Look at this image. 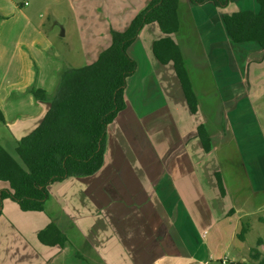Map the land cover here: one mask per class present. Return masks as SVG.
I'll return each mask as SVG.
<instances>
[{"label":"crops","instance_id":"crops-1","mask_svg":"<svg viewBox=\"0 0 264 264\" xmlns=\"http://www.w3.org/2000/svg\"><path fill=\"white\" fill-rule=\"evenodd\" d=\"M149 1L131 4L130 16L124 13L116 21L128 25ZM26 2L0 0L1 103L21 100L9 93L19 85V60L28 76L32 71L24 48L32 44L4 37L19 28L18 35L41 32ZM244 9L259 11L260 5L257 0H233L225 7L179 0L180 25L171 35L181 48L198 98L196 113L189 108L173 63L164 64L154 54L153 43L163 36L159 24L144 25L128 48L137 68L127 79V105L109 125L103 166L91 176L52 183L44 211H25L5 199L0 264H245L239 258L245 238L237 236L241 217L230 235H222L219 250L214 249L215 235L223 232L211 235L219 222L243 209L237 210L230 200L235 196L227 178L231 162L222 156L227 154L226 139L238 152L236 163L253 182L249 188L264 189V50L255 41L234 42L223 20ZM22 84L26 89L29 80ZM206 88L215 89L211 96L216 103H206ZM22 94L34 111L13 123L18 138L42 121L50 105L31 92ZM200 124L211 136L208 151L195 134ZM6 186L0 184V189ZM52 224L57 229L46 233ZM253 228L251 224L249 230ZM56 232L65 239H53ZM259 248L264 252V242Z\"/></svg>","mask_w":264,"mask_h":264},{"label":"trees","instance_id":"trees-1","mask_svg":"<svg viewBox=\"0 0 264 264\" xmlns=\"http://www.w3.org/2000/svg\"><path fill=\"white\" fill-rule=\"evenodd\" d=\"M191 1L195 4L212 1L225 7L233 0ZM257 1L259 11L237 10L225 15L223 20L234 42L255 41L264 50V0ZM178 4L179 0H150L134 16L128 28L112 31L111 44L95 61L80 67H64L59 72L53 96L41 87L27 88L36 100L49 101L50 105L42 121L17 138L19 159L0 145V182L7 184L0 189V215L7 198L17 202L22 210L44 211L52 183L70 177L91 176L103 166L109 125L127 105V79L137 68V61L128 48L144 25L159 24L163 36L154 41V54L164 64L173 63L190 110L198 111V98L181 48L171 35L180 25ZM0 119L5 121L2 110ZM195 134L206 151L212 148L211 136L203 124L198 126ZM216 177L223 191L222 179L218 174ZM54 229L57 227L52 224L46 233ZM248 230L249 225L242 224L238 238L244 239ZM56 234L53 239H65L61 232ZM262 243L258 240L250 252L258 264H264V252L259 248ZM226 264L244 263L229 261Z\"/></svg>","mask_w":264,"mask_h":264},{"label":"rangeland","instance_id":"rangeland-1","mask_svg":"<svg viewBox=\"0 0 264 264\" xmlns=\"http://www.w3.org/2000/svg\"><path fill=\"white\" fill-rule=\"evenodd\" d=\"M25 1V0H22ZM27 9L32 14L33 20L40 28L37 31H27V35H18L20 28L16 34L4 35L9 41H22L23 43L32 44L25 47L32 68L29 72L19 60L16 70L15 79L19 80V85L16 88L10 89L11 98L20 96V102L11 104L0 102V110L6 113L5 121L0 119V145L4 147L10 154L19 159L16 151L17 138L12 132L13 123L17 122L18 118L25 117L26 114L34 111L33 106L22 92H27L29 87H41L48 92L50 97L56 92L58 71L64 67H80L87 65L97 59L99 53L108 47L112 42V31L121 29L124 31L130 25L134 16L131 15L130 23L124 25L121 21H116L119 15L125 13L130 16L129 9L131 4L137 6L140 0H27ZM148 5V3H147ZM146 5V6H147ZM144 9V8H143ZM142 9V10H143ZM141 11V10H140ZM139 11V12H140ZM112 13V14H111ZM114 28V29H113ZM124 28V29H123ZM112 29V30H111ZM31 32V33H30ZM64 32V33H63ZM18 38H21L18 40ZM21 55L18 57L20 58ZM29 80V86L25 89L23 84ZM202 90L198 89L200 100L203 101ZM213 88H206V103L212 105L216 103L217 98L211 94ZM208 94V95H207ZM9 102V103H8ZM128 132H131L129 129ZM226 155L229 157L227 163L229 169L227 171L228 186L233 191L235 196L234 207L243 208L238 210L231 220L223 219L218 223L216 228L211 232H223L220 237L216 234L214 241V249L219 250L222 245V235L225 237L227 233L233 230L234 221L242 218V224L251 225L254 228L245 233V239L242 246V251L239 254L240 261L245 264H253V260L249 256V247H255L258 240L264 242V189H259L260 192H253L249 187L253 182L247 178V170L241 169L238 162V152L230 146L229 139L224 141ZM236 163V164H232ZM5 184L6 182H0ZM221 191V190H220ZM222 192V191H221ZM224 193V191L222 192ZM213 194V193H212ZM52 202V200H51ZM52 206V204L48 205ZM258 209L254 214H246L245 210ZM220 226L224 228L221 229ZM237 232H240L242 225H239ZM238 239V238H237ZM236 243H239L238 240ZM221 252V251H220Z\"/></svg>","mask_w":264,"mask_h":264},{"label":"built area","instance_id":"built-area-1","mask_svg":"<svg viewBox=\"0 0 264 264\" xmlns=\"http://www.w3.org/2000/svg\"><path fill=\"white\" fill-rule=\"evenodd\" d=\"M26 3H28V2H26Z\"/></svg>","mask_w":264,"mask_h":264},{"label":"water","instance_id":"water-1","mask_svg":"<svg viewBox=\"0 0 264 264\" xmlns=\"http://www.w3.org/2000/svg\"><path fill=\"white\" fill-rule=\"evenodd\" d=\"M64 33V32H63Z\"/></svg>","mask_w":264,"mask_h":264}]
</instances>
